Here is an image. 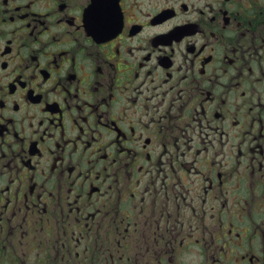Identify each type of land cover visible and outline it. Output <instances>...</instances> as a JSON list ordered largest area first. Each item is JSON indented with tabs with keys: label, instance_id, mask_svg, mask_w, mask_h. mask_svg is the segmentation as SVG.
<instances>
[{
	"label": "flooded vegetation",
	"instance_id": "af4514ba",
	"mask_svg": "<svg viewBox=\"0 0 264 264\" xmlns=\"http://www.w3.org/2000/svg\"><path fill=\"white\" fill-rule=\"evenodd\" d=\"M0 264H264V0H0Z\"/></svg>",
	"mask_w": 264,
	"mask_h": 264
}]
</instances>
